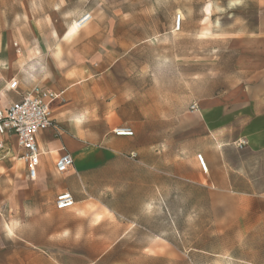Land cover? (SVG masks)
<instances>
[{
    "label": "rangeland",
    "instance_id": "374dc122",
    "mask_svg": "<svg viewBox=\"0 0 264 264\" xmlns=\"http://www.w3.org/2000/svg\"><path fill=\"white\" fill-rule=\"evenodd\" d=\"M95 18L114 19L123 49L138 40L127 67L155 113L154 183L138 193L123 180L84 201L88 217L42 220L74 238L44 231L38 264H264V0H0V52L11 49L0 53V90L39 66L36 53L81 48ZM17 215L0 210V224Z\"/></svg>",
    "mask_w": 264,
    "mask_h": 264
},
{
    "label": "crops",
    "instance_id": "0c3cea01",
    "mask_svg": "<svg viewBox=\"0 0 264 264\" xmlns=\"http://www.w3.org/2000/svg\"><path fill=\"white\" fill-rule=\"evenodd\" d=\"M102 19L111 24L109 28L96 26L97 20ZM116 28L113 18H95L82 31L81 48L73 46L62 53L54 50L42 56L36 53L31 58L39 64L38 68L32 67L18 79L6 76L8 80L0 90L1 106L19 100L35 86L62 93L49 104L56 127L42 129L37 134L40 156L33 180L27 177L13 135L0 151V210L9 219L18 212L17 220L0 224V264H38L44 231L50 240L74 238L68 225L60 234L51 222L42 226V220L60 211L76 216L74 212L82 210L77 216L88 217L91 212L83 208L84 201L94 193L100 198V194L112 189L111 185L123 180V183L130 180L138 193L142 192L145 178L147 185L149 177L154 183L152 162L147 158L149 146L155 143V113L147 100L140 102L138 72L132 70V64L128 69L126 58L130 52L132 59V50L139 43L136 40L123 49L119 41L123 33ZM0 53L11 55L8 42ZM12 80L17 81L14 89L9 88ZM116 128H129L133 133L116 135L113 132ZM64 152L71 155L73 163L66 171L58 172L55 163ZM203 159L207 172V162ZM207 160H210L208 156ZM63 191L71 193L74 204L57 209L54 200ZM146 193L148 199V190ZM104 209L113 216L117 214ZM28 216L34 217L33 222L28 223ZM63 245L74 247L75 244ZM100 258L74 264H95Z\"/></svg>",
    "mask_w": 264,
    "mask_h": 264
},
{
    "label": "built area",
    "instance_id": "2783aa9c",
    "mask_svg": "<svg viewBox=\"0 0 264 264\" xmlns=\"http://www.w3.org/2000/svg\"><path fill=\"white\" fill-rule=\"evenodd\" d=\"M88 21V16L82 17L77 23ZM179 26L180 18L178 17ZM81 26V25H80ZM17 85L16 80L9 84L10 89ZM62 92L55 93L41 86L33 87L31 92L25 93L22 97L6 106L0 105V151L5 147V143L12 135L16 139L19 147V158L24 162L27 177L34 179L37 165L39 163L40 151L37 146V134L40 130L48 127H56L52 118L50 102L59 97ZM116 135H132L129 128H116L113 130ZM243 140L238 142L242 146ZM198 161L202 169L206 171V164L199 154ZM73 160L68 152L62 153L56 160L55 167L58 172H64L72 166ZM74 204V199L68 191L60 192L56 195L54 205L57 209H66Z\"/></svg>",
    "mask_w": 264,
    "mask_h": 264
},
{
    "label": "bare ground",
    "instance_id": "6f19581e",
    "mask_svg": "<svg viewBox=\"0 0 264 264\" xmlns=\"http://www.w3.org/2000/svg\"><path fill=\"white\" fill-rule=\"evenodd\" d=\"M82 23H83V22H80V23L78 24V23L74 22V24H73V29H77V27H79L80 25H82ZM204 163H205V161H204Z\"/></svg>",
    "mask_w": 264,
    "mask_h": 264
}]
</instances>
